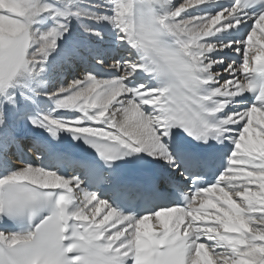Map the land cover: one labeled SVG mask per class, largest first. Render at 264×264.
<instances>
[{
    "label": "snow or ice",
    "instance_id": "6c2138e0",
    "mask_svg": "<svg viewBox=\"0 0 264 264\" xmlns=\"http://www.w3.org/2000/svg\"><path fill=\"white\" fill-rule=\"evenodd\" d=\"M61 2L0 0V264H264V0Z\"/></svg>",
    "mask_w": 264,
    "mask_h": 264
},
{
    "label": "bare ground",
    "instance_id": "6f19581e",
    "mask_svg": "<svg viewBox=\"0 0 264 264\" xmlns=\"http://www.w3.org/2000/svg\"><path fill=\"white\" fill-rule=\"evenodd\" d=\"M47 2L48 3H56V0H47ZM67 3H68V0H62L61 4H58L57 6L58 7H63ZM71 23H72V27L74 29L79 30V24L77 23V21L75 19H72ZM51 25H52V20L49 18L48 14L45 13L40 18V22H39V24L37 26L40 27L41 29H47ZM103 31H104V40L101 41V42H97L96 43L94 51L96 53L101 54V55L106 54L107 57H110V54H107V51L114 50L113 47H112V36H111L110 31L107 28H104ZM88 39L89 40H93V41L95 40L94 37H89ZM85 57H87L88 59H94L93 55L91 53H86ZM107 62L111 63V59L109 58ZM79 67L83 68L82 63L79 64ZM78 68H73V69H71V71L65 70L63 73H61L59 71L53 72L51 74V76L49 77L48 81H47L46 87L55 88V87L59 86V84L62 83L64 80L72 79L73 76H75L77 74V72L80 70ZM245 95L248 96V93H246ZM37 101H38L37 108L41 112H47L53 107V104L51 103V101H48L46 97L39 96V97H37ZM23 136L25 138L22 139L21 142H24L26 140V136L24 134H23ZM24 147H26V146H24ZM25 151L27 153H29L30 155L25 157V155L23 154L24 158H26L27 160L34 161V162H36L38 164L41 163V161H39L40 154L34 153L33 149H32V146L26 147ZM13 152H14V150H13ZM17 155H19V154H17ZM17 155H13L12 159L15 160L17 158ZM43 159L44 158L42 156V162L44 164L50 166V164L47 161L43 160Z\"/></svg>",
    "mask_w": 264,
    "mask_h": 264
}]
</instances>
